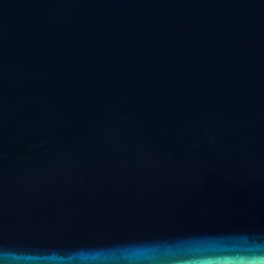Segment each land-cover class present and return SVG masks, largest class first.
Wrapping results in <instances>:
<instances>
[{
  "label": "water",
  "instance_id": "water-1",
  "mask_svg": "<svg viewBox=\"0 0 264 264\" xmlns=\"http://www.w3.org/2000/svg\"><path fill=\"white\" fill-rule=\"evenodd\" d=\"M0 264H264V0H0Z\"/></svg>",
  "mask_w": 264,
  "mask_h": 264
}]
</instances>
